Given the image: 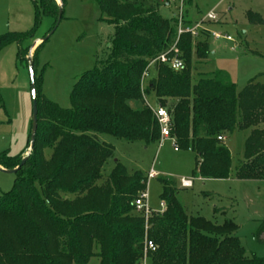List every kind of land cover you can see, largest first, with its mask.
<instances>
[{
    "label": "trees",
    "instance_id": "16d2710c",
    "mask_svg": "<svg viewBox=\"0 0 264 264\" xmlns=\"http://www.w3.org/2000/svg\"><path fill=\"white\" fill-rule=\"evenodd\" d=\"M32 1L34 27L1 35L0 52L17 44L18 57L23 59L24 44L35 38L43 19L51 18L50 32L54 30L67 2L60 0V7L55 0ZM91 1L98 5L101 20L114 25L110 56L79 78L69 109L48 100L36 76L34 149L15 173L12 190L0 197V264H87L95 255L99 264H144L146 258L152 264H264V258L247 256L232 220L216 225L200 216L189 217L171 179L160 180L164 212L148 218L138 213L135 201L146 190L147 179L140 172L129 174L115 161L106 180L99 183L114 148L97 137L104 134L145 145L160 142V127L145 104L153 96L156 108L171 114L174 146L196 154L198 178L228 179L231 157L218 137L251 130L236 178L260 181L264 179V85L253 79L238 92L222 71L193 83L191 59L199 36L185 33L177 44L183 68L175 71L158 64L155 76L149 70L143 87L150 62L177 40V19H165L158 11L168 0ZM192 3L186 0V5ZM248 19L264 25L259 14L249 13ZM185 25L192 23L185 20ZM43 44L32 58L34 69ZM195 53L199 61L206 60L211 53L208 43H198ZM30 139L31 132L26 149L16 157L0 152V166L16 169ZM257 237L264 238V222ZM146 241L155 250L147 249Z\"/></svg>",
    "mask_w": 264,
    "mask_h": 264
},
{
    "label": "rangeland",
    "instance_id": "374dc122",
    "mask_svg": "<svg viewBox=\"0 0 264 264\" xmlns=\"http://www.w3.org/2000/svg\"><path fill=\"white\" fill-rule=\"evenodd\" d=\"M55 2L59 5L58 0ZM185 10L192 25L199 23L210 34L219 33L232 38L231 41L216 40L204 36V31L199 33L191 59L193 83L222 71L238 92L253 79L264 85V25L252 24L248 19L249 13L264 18V0H193ZM158 11L163 18L170 20L178 9L174 4H161ZM211 12L216 14V21L208 20L207 15ZM101 17L100 9L93 1L67 0L55 31L50 34L53 20L44 18L35 38L24 44L22 51L26 54L21 56L23 59L18 57L20 49L17 44L0 52V152L16 157L27 147L33 106L27 60L35 56L41 40L49 37L37 54L35 72L41 78L40 90L48 100L69 109L72 107L71 93L79 78L100 67L110 56L114 25L102 21ZM34 21L32 0H0V36L30 31ZM200 42L208 43L211 51L204 61H199L195 53ZM150 74L155 76L154 68L150 69ZM148 101L156 107L153 96L148 97ZM250 134L251 130L235 131L222 141L231 157L228 179H199L195 174L196 154L190 150H178L172 138L145 145L97 134L101 142L114 148L113 157L105 164L99 183L106 180L115 161L123 164L129 174L140 172L146 179L154 169L158 176L147 181L145 190L146 204L152 214L163 212L160 180L171 179L177 183V199L189 217L200 216L216 225L232 220L238 226L235 235L242 242L247 256L264 258V238L257 237L264 222V179L236 178ZM30 153L29 147L22 158ZM16 178V174L0 170V197L12 190ZM182 180L192 181L193 186L182 188ZM203 193L213 196L206 197ZM216 209L223 211L217 213ZM95 253H98V247ZM87 264H99L98 256H93ZM144 264L152 262L146 258Z\"/></svg>",
    "mask_w": 264,
    "mask_h": 264
},
{
    "label": "built area",
    "instance_id": "2783aa9c",
    "mask_svg": "<svg viewBox=\"0 0 264 264\" xmlns=\"http://www.w3.org/2000/svg\"><path fill=\"white\" fill-rule=\"evenodd\" d=\"M172 4H174L176 6V8L178 9V12H177V14L175 16V18L178 21L177 40H176L175 44L173 45V47L167 53H164V54L160 55L159 57H157L156 59H154V60H152L150 62L149 67L145 71V73L143 75V78H142L143 87L146 84V80L149 78V70L151 68H154L158 64H167L175 71H179V70H181L183 68L184 62L179 57V55L177 53V44H178V41H179L181 35H183L185 33H190L194 38H197L201 31H206V30H203L201 28V25L199 23H196L195 25H190V26L185 25V20H186V10H185L186 0H168V1L164 2V5H166V6H170ZM207 18H208V20H211V21H216L217 20V16H216V14L214 12L209 13L207 15ZM210 35L216 40H221V39H224V40H227V41H231L232 40V38L230 36H228V35H222V34H219V33H211ZM172 53H173V56L170 57V55ZM145 104H146L147 107H149L151 109L155 119L158 122V125L160 127V131H161L160 140L172 138L171 134H170L171 114L168 112V110L165 109V108L153 107L148 102L147 99H145ZM218 140L219 141H224V137H218ZM157 176H158V173L154 169H152L149 172V174H148L147 181L149 179H155ZM192 186H193V183L190 180H182L181 181V187L182 188L186 189V188H191ZM146 199H147V195H146L145 191H143L139 195L138 199L135 201V208H136V211L138 213H141L145 218H148L153 212L147 206ZM161 206H162L163 212H164L165 204L161 203ZM146 248L149 249V250H155L154 244L151 241H146Z\"/></svg>",
    "mask_w": 264,
    "mask_h": 264
},
{
    "label": "water",
    "instance_id": "95a60500",
    "mask_svg": "<svg viewBox=\"0 0 264 264\" xmlns=\"http://www.w3.org/2000/svg\"><path fill=\"white\" fill-rule=\"evenodd\" d=\"M60 3V7H62V2L58 0ZM63 15V9H60L59 12V17H58V22L56 24L55 29L57 28L58 24L60 23ZM52 30L50 34H52L54 31ZM49 37H46L45 39H42L41 42H45ZM28 68H29V74H30V80H31V94H32V101H33V106H32V129H31V139H30V151L34 149L35 145V140L37 136V130H38V107H37V89H36V74H35V69L33 65L32 58L30 57L28 59ZM27 158H24L20 165L14 169V170H6V169H1L3 172H8V173H16L25 163H26Z\"/></svg>",
    "mask_w": 264,
    "mask_h": 264
},
{
    "label": "crops",
    "instance_id": "0c3cea01",
    "mask_svg": "<svg viewBox=\"0 0 264 264\" xmlns=\"http://www.w3.org/2000/svg\"><path fill=\"white\" fill-rule=\"evenodd\" d=\"M59 5H60V3H59ZM186 20H188L189 22H190V20H189V18H188V16L186 15ZM196 24V23H195ZM224 139H225V137H224ZM200 179V178H199ZM202 179V178H201ZM185 189V188H184ZM186 189H188V188H186Z\"/></svg>",
    "mask_w": 264,
    "mask_h": 264
}]
</instances>
